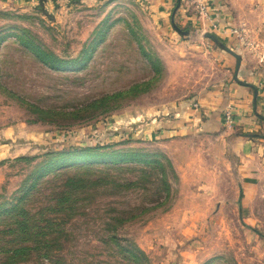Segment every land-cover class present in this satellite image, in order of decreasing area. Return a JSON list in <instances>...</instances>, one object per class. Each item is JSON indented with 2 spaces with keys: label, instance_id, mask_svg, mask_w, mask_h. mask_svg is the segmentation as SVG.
<instances>
[{
  "label": "rangeland",
  "instance_id": "obj_1",
  "mask_svg": "<svg viewBox=\"0 0 264 264\" xmlns=\"http://www.w3.org/2000/svg\"><path fill=\"white\" fill-rule=\"evenodd\" d=\"M71 1L46 0L48 19L38 0H0V205L37 224L13 263L1 251L22 237L0 235V264H264V176L239 200L240 158L216 140L232 130L227 105L214 135L156 131L231 77L235 66L225 72L217 54L235 58L203 37L207 21L182 0L174 23L186 38L171 25L176 0L165 24L147 0ZM235 1L232 41H220L241 56L238 79L260 83L264 0ZM87 147L159 154L164 174L137 156L123 166L61 162L28 188L56 154ZM80 178L87 187L71 190L67 180Z\"/></svg>",
  "mask_w": 264,
  "mask_h": 264
},
{
  "label": "crops",
  "instance_id": "obj_2",
  "mask_svg": "<svg viewBox=\"0 0 264 264\" xmlns=\"http://www.w3.org/2000/svg\"><path fill=\"white\" fill-rule=\"evenodd\" d=\"M147 2L151 5L153 18L157 22L165 24L171 0H147ZM208 4H210L208 7L210 20L207 21L210 31L208 33L217 38L220 43V39L230 43L232 41L230 33H234L237 26L232 16L237 2L235 0H209ZM215 57L218 67L227 73H231L230 68L236 67V60L231 63L232 61L230 62L225 56L217 54ZM234 71L235 68L228 80L221 81V83L218 81L217 86L209 88L196 98L199 106L197 109L191 108L190 104L176 107L173 109L174 115L166 123L161 121L157 125L160 128L157 127L156 131L157 135H171L176 139L197 132L214 135L216 129L223 124V117H220L221 110H224L226 105V108L231 106L234 111L232 130L227 129L220 132L217 134L216 140L224 141L231 152L240 158L237 166L241 174V182L238 187L240 200L242 191L253 187V183L264 176V138H248L246 136L264 137V135L256 133L260 126L264 127V73L260 78L257 77L260 83L257 80L254 83L243 82L238 79L237 73V80L249 85L242 86L233 79ZM254 89L257 91L255 103Z\"/></svg>",
  "mask_w": 264,
  "mask_h": 264
},
{
  "label": "trees",
  "instance_id": "obj_3",
  "mask_svg": "<svg viewBox=\"0 0 264 264\" xmlns=\"http://www.w3.org/2000/svg\"><path fill=\"white\" fill-rule=\"evenodd\" d=\"M54 68V67H53ZM98 148H84L80 150H72V151H61L60 153L56 154V157L49 160L46 162L44 165H42L38 170H36L32 174V178L35 180L33 183L28 187L31 189L35 185V181L39 176H43L46 173H58L57 165L59 163H64V164H74V163H81L83 165L82 168L84 167H91L93 165H113V166H123L124 164H128L132 161V158L137 156L139 159H137L135 162L136 163H143L145 166L158 168L161 171V174H164V170L160 163L155 159V157H159V154H138V153H125V152H111L107 154H102L97 152ZM57 166V167H56ZM57 169V170H56ZM84 180L83 179H77V180H67V185L71 190H83L87 186L86 184H83ZM105 184H109L107 181ZM121 187H129L127 185L121 186ZM24 196H27V193H24L22 198ZM63 201H66V199L69 198L67 196V193H64L63 195ZM63 202H57L56 206H61ZM15 206L11 207L10 209H4V204L0 205V217L2 214L5 213H11L7 216H3L0 218V221H10L7 223H4V228L3 230L0 231L1 236H18L20 235L22 238L20 239L21 241L16 243L15 245H12L11 248L7 251H1L2 253L9 254L6 258L7 263H13L15 262L19 256L21 255H28L26 252L28 251V247L21 246V243L25 242L26 239L33 231L34 228L37 226L36 222L33 224L30 223V220H32L28 212L22 210L19 208L18 212L16 213L15 211ZM62 210V209H61ZM52 211H60L59 209H52ZM15 212V214L13 213ZM14 214V215H12ZM43 228L41 227V230ZM30 231V233H29ZM42 234V233H40ZM38 235V234H37ZM36 235V236H37ZM44 236V235H43ZM8 243V242H7ZM10 244V243H9Z\"/></svg>",
  "mask_w": 264,
  "mask_h": 264
},
{
  "label": "water",
  "instance_id": "obj_4",
  "mask_svg": "<svg viewBox=\"0 0 264 264\" xmlns=\"http://www.w3.org/2000/svg\"><path fill=\"white\" fill-rule=\"evenodd\" d=\"M75 0H72L71 2H74ZM46 0H38V3L37 5L34 7V10L36 11H39L41 12L43 15H45L48 19H53L52 15H50L47 10L45 9L44 7V4H45ZM180 0H176V5L175 7L173 8L172 10V13H171V17H170V21H171V25L173 27V29L180 35L182 36L183 38H186L189 36V31H184V30H181L179 27L176 26V24L174 23V16L177 12V10L179 9L180 7ZM204 38L206 39H210L217 47H219L220 49L224 50L225 52H227L228 54L232 55L235 60H236V67H235V71H234V75H233V79L238 82L240 85L242 86H249L243 82H240L237 80V73H238V69H239V66H240V62H241V56L234 53L233 51H231L230 49H228L227 47H225L223 44H221L217 38H215L213 35H211L210 33H205L203 35ZM254 93V103H255V99H256V95H257V91L254 89L253 91ZM248 138H264V137H260L259 135H246Z\"/></svg>",
  "mask_w": 264,
  "mask_h": 264
},
{
  "label": "built area",
  "instance_id": "obj_5",
  "mask_svg": "<svg viewBox=\"0 0 264 264\" xmlns=\"http://www.w3.org/2000/svg\"><path fill=\"white\" fill-rule=\"evenodd\" d=\"M186 3H189L193 10L198 14L199 19L203 21H209L210 17L208 14V1L209 0H182ZM195 106V105H194ZM233 112L231 110V107L225 109L224 112V122L226 125H232L233 124Z\"/></svg>",
  "mask_w": 264,
  "mask_h": 264
}]
</instances>
